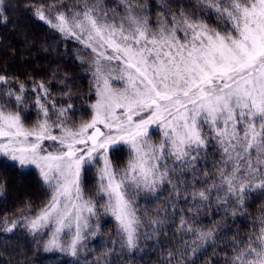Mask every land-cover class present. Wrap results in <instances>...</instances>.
<instances>
[{
  "label": "snow or ice",
  "instance_id": "obj_1",
  "mask_svg": "<svg viewBox=\"0 0 264 264\" xmlns=\"http://www.w3.org/2000/svg\"><path fill=\"white\" fill-rule=\"evenodd\" d=\"M18 6L79 46L95 101L90 118L77 122L66 75L53 74L62 85L54 93L42 80L0 70V162L35 169L47 192L41 207L25 202L0 217V233L23 230L37 251L89 264L85 241L108 216L117 239L93 258L113 264L118 251L140 250L169 222L180 243L161 253V264H194L208 247L220 264H264V213L227 241L222 257L216 249L227 225L200 219L213 204L225 218H247V199L264 196V0H155V12L148 0ZM13 8L0 0V24ZM4 184L0 177V190ZM165 192L153 215L141 208L140 200L158 202Z\"/></svg>",
  "mask_w": 264,
  "mask_h": 264
},
{
  "label": "trees",
  "instance_id": "obj_2",
  "mask_svg": "<svg viewBox=\"0 0 264 264\" xmlns=\"http://www.w3.org/2000/svg\"><path fill=\"white\" fill-rule=\"evenodd\" d=\"M148 2L153 5L155 12V0ZM22 3L23 0H12L14 8L10 12L9 23L0 24V70L7 68L9 74L17 75L21 79L30 75L37 81L42 80L49 83L54 93H58L62 85L52 81L53 74L55 73L57 77L66 75L68 80L64 83L71 84L73 93L71 103L79 109L73 119L77 122L81 119L88 120L91 116L88 105L95 101V96L89 95L91 77L88 66L81 65L76 59V50L79 46L72 42L65 43L48 28L34 23L30 14L23 7L18 6ZM209 23L215 24L211 20ZM57 99L61 98L58 96ZM125 158V153L120 154L121 161ZM214 159H216L215 154L209 155L207 167L209 176L214 171L211 167ZM0 177L5 181L4 188L0 190L2 191L0 217L11 216L25 202H30L35 210L47 200L46 189L35 169L22 171L11 166L10 162H0ZM94 179V174L87 177L90 189ZM168 196L169 193L165 192L158 202L148 204L140 200L141 208L148 207L149 215H153L156 208L166 204ZM179 206L185 207V202L181 201ZM246 208L247 218L244 216L233 218L230 215L225 218L222 211H216L215 204L211 208L201 209L200 219L204 227H211L212 221H216L218 225H227L223 231L228 235L219 243L216 252L227 250L225 244L237 232L242 236L250 230V225L264 213V196L253 194L247 199ZM184 215L189 216L187 210ZM98 223L100 232L89 242L83 257L88 259L89 264H95L93 254L103 256L107 249L113 247L112 241L117 239L115 221L111 217L101 215ZM175 223H179L178 218ZM165 227L168 230L159 233L156 239L142 240L140 250L133 253L118 251L112 257L113 264H161V253L168 249L174 250L180 243L173 235L174 225L166 222ZM0 264H74V262L71 257L62 253L37 251L31 238L20 230L12 234L0 233ZM194 264H220V262L216 259L212 248L208 247L206 252L197 254Z\"/></svg>",
  "mask_w": 264,
  "mask_h": 264
},
{
  "label": "rangeland",
  "instance_id": "obj_3",
  "mask_svg": "<svg viewBox=\"0 0 264 264\" xmlns=\"http://www.w3.org/2000/svg\"><path fill=\"white\" fill-rule=\"evenodd\" d=\"M154 140L158 139V136L153 137ZM94 237H90L88 240L85 241V243L88 245L89 242L93 239Z\"/></svg>",
  "mask_w": 264,
  "mask_h": 264
}]
</instances>
